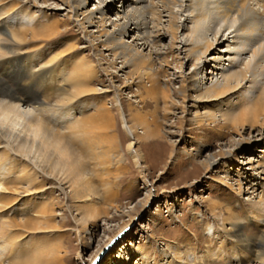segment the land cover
Wrapping results in <instances>:
<instances>
[{"label":"rangeland","instance_id":"rangeland-1","mask_svg":"<svg viewBox=\"0 0 264 264\" xmlns=\"http://www.w3.org/2000/svg\"><path fill=\"white\" fill-rule=\"evenodd\" d=\"M22 1L4 19V52L17 30L25 37L20 52L36 63L57 56L55 64L63 75L80 58L98 65V94L82 100L102 110H59L56 120L46 119L47 127L59 135L48 134L51 138L45 132L35 136L27 119L12 120L13 131L0 144L7 176V188L0 193V225L5 226L0 264H264L258 258L264 250V116L257 117L261 122L255 128L241 125L233 130L224 127L221 114L230 106H217L226 98L233 103L246 92L239 89L221 100L199 103L198 108L184 101L180 88L200 65L189 59L192 46L181 43L185 31H179L171 51L173 38L165 30L170 18L164 14L160 27L153 28L165 36L157 45L145 48L143 40L135 39L137 31L124 38L127 44H137L144 59L140 68H122L123 59L107 48L106 37L98 31L101 15L81 24L83 13L95 11L100 0H85L78 12L61 0ZM193 1L180 0L173 7L179 22L194 14ZM122 3L106 6L112 9L107 11L106 32L126 20L130 8ZM145 15L150 31L159 15L149 9ZM228 22L237 24L240 19L233 14ZM25 25L31 26L29 31ZM67 28L73 30L65 33ZM207 39L214 38L208 34ZM231 42L228 38L205 53L208 70L213 69V57L225 54ZM7 52L0 61L10 58ZM251 53L242 55L243 62L253 61ZM212 77L206 86L222 79L220 74ZM153 84L159 88L157 94L150 92ZM260 84L264 87V76ZM247 91L246 95L257 94L256 89ZM239 101L236 104L244 103ZM33 105L31 100L24 107ZM210 113L215 122L206 121ZM199 118L204 123L198 124ZM149 128L154 136L147 138ZM48 138L62 145L69 142L73 162L78 163L75 170L65 167L64 173L62 167L50 165L60 154L47 149ZM132 141L136 157L128 150ZM207 159L210 167L205 166ZM44 177L55 180L41 182ZM237 221L251 247L233 242L227 228ZM255 242L260 246L253 247Z\"/></svg>","mask_w":264,"mask_h":264},{"label":"bare ground","instance_id":"bare-ground-1","mask_svg":"<svg viewBox=\"0 0 264 264\" xmlns=\"http://www.w3.org/2000/svg\"><path fill=\"white\" fill-rule=\"evenodd\" d=\"M61 1L71 9V12L72 10L73 12H78L81 7H84L83 4H85L83 3L85 0ZM106 1L107 0H100L95 11L83 13L85 16L81 24L93 23V15H101V18H98L100 19L98 21L100 25L98 31L101 36L106 37L105 41L108 43L107 48H109L116 57L123 59L122 68L128 66L140 68L141 61L144 59V56L137 48V44L134 42L127 44L124 38L130 35L131 32L134 33V31H137L138 34L135 39L143 40L142 45H144L145 48L150 45H157L165 36L163 33L153 28L155 26L160 27L161 18L164 14L170 18L168 21L171 26L170 28H165V30H167L173 38L171 43L173 45L170 47L171 51L173 52V50H175V45L180 38L179 31H185L184 41L181 40V43L192 46L191 50H189L190 57H188L190 61L192 60L194 62V65H200L198 68H195L188 79V84L180 88L182 99L187 102H195L192 107L198 108L200 105L199 103L205 104L211 101L213 102L214 100H221V97L223 99V97L228 96L230 93H235V91L239 89L244 90L246 93L248 92L247 89H256L257 94L255 96L249 93V95L243 93L236 96L235 102L231 103V101L226 98L219 102L217 106H230L228 110L225 108L224 112L221 113L222 118H224L223 122L226 124L224 127H231L233 130L238 129L241 125L255 128L254 125L261 122H259L258 116H264V87L260 84L264 76V0H194L192 4H190L194 14L184 18L181 22L178 20L177 12L175 13L173 10L175 5L181 3L180 0H121V2H123L122 7L130 8V13L128 12L125 15V23H114L118 28L112 32H106L105 30L107 11L109 13V11L112 10L106 6H109L110 3L116 0ZM22 2V0H0V32L7 33V23L4 19L15 13ZM102 2L106 4H102ZM213 2H217V4L212 6L211 4ZM5 3H10V6L8 5L9 7L5 8ZM148 9L153 12L156 11L159 15V18H157L158 21L156 20V24L152 26V30L150 31L149 21L147 22L145 19V14ZM131 12L134 13L132 14ZM233 14L240 19L239 23L230 24L228 22L229 17ZM224 17H228V19L226 18V20H223L222 18ZM38 21L39 19L36 21L37 24H40L41 21ZM67 22L69 23V21ZM153 22L155 21L153 20L152 23ZM188 23L192 24L189 26ZM25 27L27 31L31 28L30 25H25ZM72 30V28H67L65 33ZM38 34L42 33L38 31ZM208 34L213 36L214 39L212 41L207 39ZM33 37H36L35 33L32 38ZM11 38L13 41L12 45L7 48L8 52L6 51L7 53H11V56L9 59L0 61V144L6 140L7 134L13 131L14 127L12 126V122L14 121L12 120L14 117L29 120V125L34 126L32 127L34 128L35 136L39 132H45L47 135L59 136L55 130H50L46 125V119L53 121L57 119L56 114L59 110L67 109L66 111L70 112L74 108L77 110H79V108L87 110L88 107H92L98 114L101 112L102 109L98 104H86L82 100L86 96L98 94V89L94 87V82L99 79L98 71H100V68L98 65L93 63L88 64V61L84 58H80L78 61L74 62L71 70H69L70 72L64 73L63 75L60 72V66H56L55 64V59H59L57 56H54V59L47 60L46 62L36 63L34 58L19 50V46L25 42L23 32L14 30L12 31ZM228 38H232V42L226 53L213 57L214 63L210 66L213 67V69L208 70L206 66H208L210 62L205 58V53L211 48H217V45H219L221 41H226ZM4 51L3 45L0 44V56L5 55L4 53L6 52ZM250 52H252L253 61L243 62L242 55ZM76 57L77 55L75 58ZM225 62L228 63L226 64ZM243 63L245 66L242 68L241 64ZM216 74L221 75L220 78L222 79H219L220 82L215 81L210 86H206L209 80L213 81L212 76ZM7 79H12L16 82L14 85H11L7 82ZM245 81H247V85H245ZM153 86L154 88L151 89L150 92L152 94H157L159 88L154 84ZM31 100L34 104L30 107L31 109L24 107L25 103ZM239 100L244 103L236 104ZM243 104L246 107H243ZM241 105L243 107L242 109L245 110L241 109L240 112L238 111V114H236V109ZM235 106L238 107L235 108ZM187 108L188 107H186V109ZM206 117L209 118H206V121L213 120L215 122L213 114L210 113ZM90 120H92V117H90ZM33 121L36 122L33 123ZM204 121L203 118H199L196 122L200 124L204 123ZM261 124H264V122ZM132 130L135 132L134 129ZM49 135L48 137L51 138ZM147 135V138L154 136L150 128L148 129ZM222 135H224V133H222L221 136ZM50 138H48V148H46H53L55 152L58 151L60 154L59 159L54 160L53 163L50 162V165L54 164L55 167H57V165L62 167L61 169L64 173L66 171L65 167L66 169L75 170L78 163L73 162V158L75 157H73L69 142L62 145L57 139L55 142V140H50ZM133 143L132 141L128 145V150H130L132 154L134 152L132 147ZM246 143H248V141ZM92 144L93 145L90 146H95V142L92 141ZM133 155L136 157V154ZM5 159L6 158L0 159V193H4L7 188L5 186V179L7 177L6 172L2 170ZM205 163L206 167H210L211 159H207ZM42 170H48V165L44 163ZM55 173L54 176H57L59 172ZM51 174H53V172ZM45 179L53 180L54 177H44L41 182L45 181ZM260 205H263V203ZM224 223L226 224V222ZM240 227L241 224L237 221L230 223V227L227 228V230L231 231L233 242L238 243L239 247H243L244 245L251 247L249 238L239 232ZM4 228L5 226L1 224V236H5ZM224 228H226V225ZM7 235L9 234H6V236ZM256 246H260V244L255 242L253 247ZM257 254L258 253H256V255ZM263 254L264 250L261 251L260 255ZM260 255L258 254V258L264 261V257ZM241 263H243V259ZM210 264H214L213 261H211Z\"/></svg>","mask_w":264,"mask_h":264}]
</instances>
